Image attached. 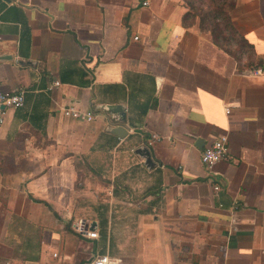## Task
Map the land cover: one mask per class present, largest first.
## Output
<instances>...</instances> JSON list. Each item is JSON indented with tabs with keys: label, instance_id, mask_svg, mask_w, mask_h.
Instances as JSON below:
<instances>
[{
	"label": "crops",
	"instance_id": "1",
	"mask_svg": "<svg viewBox=\"0 0 264 264\" xmlns=\"http://www.w3.org/2000/svg\"><path fill=\"white\" fill-rule=\"evenodd\" d=\"M186 12L183 0H0V90H24L0 132V264H264V0L230 14L254 68L184 26ZM114 104L123 138L108 131ZM221 135L214 191L200 155Z\"/></svg>",
	"mask_w": 264,
	"mask_h": 264
},
{
	"label": "trees",
	"instance_id": "2",
	"mask_svg": "<svg viewBox=\"0 0 264 264\" xmlns=\"http://www.w3.org/2000/svg\"><path fill=\"white\" fill-rule=\"evenodd\" d=\"M186 1L188 10L182 17V24L190 26L198 18V27L201 31L211 35L213 42L227 53L232 55L238 67H259L261 62L254 57L253 46L234 27L231 12L236 0H212L208 8L195 6L193 1ZM235 46L232 51L228 45ZM244 58L242 63L241 58ZM242 63V64H241Z\"/></svg>",
	"mask_w": 264,
	"mask_h": 264
},
{
	"label": "built area",
	"instance_id": "3",
	"mask_svg": "<svg viewBox=\"0 0 264 264\" xmlns=\"http://www.w3.org/2000/svg\"><path fill=\"white\" fill-rule=\"evenodd\" d=\"M145 4V3H144ZM137 37H134L136 40ZM250 76H261L262 72L260 69H253L246 72ZM54 85H58V82H54ZM24 103V90L16 89L12 91L0 90V132L5 121V112L8 109H15L21 107ZM225 112L229 113V107L225 108ZM63 114L67 117L72 118H85L91 120L93 115L91 112H81L73 107H67L63 110ZM152 139L157 140L158 136L152 134ZM228 138L226 135L219 136L209 146L203 148L200 161L203 164L208 175L213 180V190L219 191L221 189L220 181L215 177L214 167L217 162L225 158L227 153ZM73 229L82 235L89 238H96L98 235L95 231H90L87 228L86 222L83 219H78L73 226ZM91 264H115L108 255L95 256Z\"/></svg>",
	"mask_w": 264,
	"mask_h": 264
},
{
	"label": "water",
	"instance_id": "4",
	"mask_svg": "<svg viewBox=\"0 0 264 264\" xmlns=\"http://www.w3.org/2000/svg\"><path fill=\"white\" fill-rule=\"evenodd\" d=\"M6 57L7 56H0V59H5ZM19 63L24 64V63H29V62H27L26 60H20ZM104 110L108 114L113 116L112 120L116 121V123H113V125L110 128H108V131L111 134L118 136L119 138H123L127 133V129L125 126L126 115H125V110L123 109V107L119 104L107 105L104 108ZM135 153L144 159V164L146 167L152 168L154 166V162L151 158L150 151L148 150V148L139 147L135 150Z\"/></svg>",
	"mask_w": 264,
	"mask_h": 264
},
{
	"label": "rangeland",
	"instance_id": "5",
	"mask_svg": "<svg viewBox=\"0 0 264 264\" xmlns=\"http://www.w3.org/2000/svg\"><path fill=\"white\" fill-rule=\"evenodd\" d=\"M184 1V0H183ZM193 1V3L195 4V6H200V7H204V8H208L209 4H211V1L212 0H191ZM186 7H187V4H186V1H184ZM187 10H188V7H187ZM195 22L198 23V18H196ZM229 48L232 50V51H235V46H233L232 44L228 45Z\"/></svg>",
	"mask_w": 264,
	"mask_h": 264
}]
</instances>
